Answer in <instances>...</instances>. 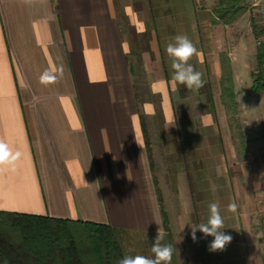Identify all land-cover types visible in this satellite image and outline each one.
<instances>
[{
    "label": "crops",
    "instance_id": "0c3cea01",
    "mask_svg": "<svg viewBox=\"0 0 264 264\" xmlns=\"http://www.w3.org/2000/svg\"><path fill=\"white\" fill-rule=\"evenodd\" d=\"M218 1L0 0V140L20 153L0 211L191 240L218 201L233 239L211 252L197 231L207 264H264L261 21L251 0L221 20ZM177 35L202 88L172 78Z\"/></svg>",
    "mask_w": 264,
    "mask_h": 264
},
{
    "label": "trees",
    "instance_id": "16d2710c",
    "mask_svg": "<svg viewBox=\"0 0 264 264\" xmlns=\"http://www.w3.org/2000/svg\"><path fill=\"white\" fill-rule=\"evenodd\" d=\"M242 3L219 0L214 13L228 21ZM121 232L106 224L0 211V264H117L124 257Z\"/></svg>",
    "mask_w": 264,
    "mask_h": 264
},
{
    "label": "clouds",
    "instance_id": "9594fccd",
    "mask_svg": "<svg viewBox=\"0 0 264 264\" xmlns=\"http://www.w3.org/2000/svg\"><path fill=\"white\" fill-rule=\"evenodd\" d=\"M165 51L172 58L173 80L184 85L189 90L199 89L204 86L203 74L196 71L188 63L194 55H198V50L186 35L175 36L174 41L166 45ZM56 80L57 76L55 74L50 75L47 71L40 77V82L44 85L55 83ZM19 156V152L13 153L8 145L3 140H0V168L4 165L13 164ZM213 190H215V186H213ZM208 209L207 221L200 223L196 227H191V238L195 242L197 240L196 233L199 231L205 237H213L209 244V251H223L231 243L233 237L224 232V218L220 213L219 202H211L208 205ZM227 211L235 213L237 204L235 202L229 203ZM165 235L166 233L159 227L151 247L152 258L143 255H125L117 264H171L174 247L171 244L161 243Z\"/></svg>",
    "mask_w": 264,
    "mask_h": 264
},
{
    "label": "rangeland",
    "instance_id": "374dc122",
    "mask_svg": "<svg viewBox=\"0 0 264 264\" xmlns=\"http://www.w3.org/2000/svg\"><path fill=\"white\" fill-rule=\"evenodd\" d=\"M260 38L262 35V30L259 27ZM259 39V38H258ZM258 42V40H257ZM257 45V43H256ZM258 47V45H257ZM264 64V59H263ZM143 88L144 90L141 92L143 94V98L146 101H149L155 109V117L159 118L160 112V96L157 93H152L149 91V85L145 76H143ZM165 235L164 239L161 241L162 244H166V241L170 240L167 244H171L174 246V252L171 264H207V256L206 252L202 250L201 246V239L200 233L197 232V240L194 242L190 237L189 239L186 238L184 235L173 234L170 237ZM156 236H149V235H139V234H131L128 232H121L119 235V243L122 249L123 256L125 255H143L149 258L153 257V253L151 252L152 243L154 242ZM190 243H193L194 250H191ZM192 245V246H193Z\"/></svg>",
    "mask_w": 264,
    "mask_h": 264
},
{
    "label": "built area",
    "instance_id": "2783aa9c",
    "mask_svg": "<svg viewBox=\"0 0 264 264\" xmlns=\"http://www.w3.org/2000/svg\"><path fill=\"white\" fill-rule=\"evenodd\" d=\"M253 7L257 10L260 21H261V30L262 35L261 38L258 40L257 45L263 46L264 48V0H251Z\"/></svg>",
    "mask_w": 264,
    "mask_h": 264
}]
</instances>
